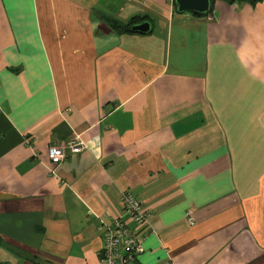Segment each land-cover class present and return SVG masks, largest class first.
<instances>
[{
	"label": "crops",
	"instance_id": "1",
	"mask_svg": "<svg viewBox=\"0 0 264 264\" xmlns=\"http://www.w3.org/2000/svg\"><path fill=\"white\" fill-rule=\"evenodd\" d=\"M211 7L0 0V264H100L126 191L134 264H264V0Z\"/></svg>",
	"mask_w": 264,
	"mask_h": 264
},
{
	"label": "built area",
	"instance_id": "2",
	"mask_svg": "<svg viewBox=\"0 0 264 264\" xmlns=\"http://www.w3.org/2000/svg\"><path fill=\"white\" fill-rule=\"evenodd\" d=\"M83 150L78 138L67 143L51 145L48 158L53 165H59L68 152L79 154ZM122 215L109 222H103V249L100 264H134L145 252V232L150 226L152 214L137 197L126 191L121 195ZM190 224H194L191 213L187 214Z\"/></svg>",
	"mask_w": 264,
	"mask_h": 264
},
{
	"label": "water",
	"instance_id": "3",
	"mask_svg": "<svg viewBox=\"0 0 264 264\" xmlns=\"http://www.w3.org/2000/svg\"><path fill=\"white\" fill-rule=\"evenodd\" d=\"M211 1L212 0H175L180 13L196 12L200 14H208L211 11ZM133 30L135 32L147 33L150 30V26L147 23H143L134 26Z\"/></svg>",
	"mask_w": 264,
	"mask_h": 264
},
{
	"label": "trees",
	"instance_id": "4",
	"mask_svg": "<svg viewBox=\"0 0 264 264\" xmlns=\"http://www.w3.org/2000/svg\"><path fill=\"white\" fill-rule=\"evenodd\" d=\"M137 22L136 19H132L128 24H118L117 22H109V27L112 31L118 34L131 32L132 26Z\"/></svg>",
	"mask_w": 264,
	"mask_h": 264
}]
</instances>
